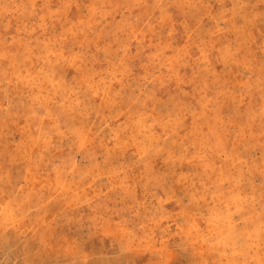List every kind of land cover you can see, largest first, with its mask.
Wrapping results in <instances>:
<instances>
[{
	"label": "rangeland",
	"instance_id": "374dc122",
	"mask_svg": "<svg viewBox=\"0 0 264 264\" xmlns=\"http://www.w3.org/2000/svg\"><path fill=\"white\" fill-rule=\"evenodd\" d=\"M0 264H264V0H0Z\"/></svg>",
	"mask_w": 264,
	"mask_h": 264
}]
</instances>
